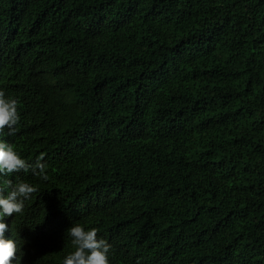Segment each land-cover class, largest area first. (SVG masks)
Here are the masks:
<instances>
[{"label":"trees","instance_id":"16d2710c","mask_svg":"<svg viewBox=\"0 0 264 264\" xmlns=\"http://www.w3.org/2000/svg\"><path fill=\"white\" fill-rule=\"evenodd\" d=\"M0 46V139L47 164L6 178L38 189L20 264L74 223L109 264H264V0H0Z\"/></svg>","mask_w":264,"mask_h":264},{"label":"clouds","instance_id":"9594fccd","mask_svg":"<svg viewBox=\"0 0 264 264\" xmlns=\"http://www.w3.org/2000/svg\"><path fill=\"white\" fill-rule=\"evenodd\" d=\"M10 47L0 46V75L11 64L18 65L9 59ZM20 66V65H19ZM18 101L6 96L0 90V135L7 129L8 136H14L20 115ZM44 153L34 162L23 159L14 144L0 139V264H20L21 231L19 223L25 218V201L37 192V187L19 177L15 180L14 173L31 172L41 180H48L47 164L43 163ZM3 182V187L2 183ZM66 234L71 238L74 251L67 254L61 264H109V253L112 245L104 238H98L96 228L85 229L79 223L72 224Z\"/></svg>","mask_w":264,"mask_h":264}]
</instances>
